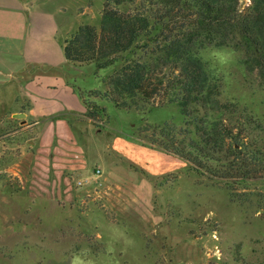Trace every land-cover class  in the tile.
I'll return each instance as SVG.
<instances>
[{
    "label": "rangeland",
    "instance_id": "1",
    "mask_svg": "<svg viewBox=\"0 0 264 264\" xmlns=\"http://www.w3.org/2000/svg\"><path fill=\"white\" fill-rule=\"evenodd\" d=\"M64 3L68 9L82 5L85 14L74 17L77 26L100 28L104 0ZM199 56L226 100L264 119V73H251L242 54L228 47H208ZM120 66L77 70L82 85L100 86L88 92L86 102L105 109V117L91 121L102 130L100 146L110 142L113 148L104 154L108 161L90 154L96 178L83 187L76 181L85 194L74 206L51 207L29 197L27 181L14 171L34 151L30 142L38 141V133L31 123L22 124V117L0 119V264H264L261 213L249 203L233 202L227 184L209 181L152 147L154 129L167 122L184 125L179 109L127 112L103 97L104 81ZM119 138L133 149L160 153L159 162L133 160L117 144ZM260 188L264 193V185Z\"/></svg>",
    "mask_w": 264,
    "mask_h": 264
},
{
    "label": "trees",
    "instance_id": "2",
    "mask_svg": "<svg viewBox=\"0 0 264 264\" xmlns=\"http://www.w3.org/2000/svg\"><path fill=\"white\" fill-rule=\"evenodd\" d=\"M212 46L241 53L251 73H264V0H104L100 28L81 25L64 53L76 66L121 64L102 94L120 110L177 107L184 125L154 129L152 147L227 184L233 202L264 217V119L224 98L199 56ZM106 115L86 102L94 123Z\"/></svg>",
    "mask_w": 264,
    "mask_h": 264
},
{
    "label": "crops",
    "instance_id": "3",
    "mask_svg": "<svg viewBox=\"0 0 264 264\" xmlns=\"http://www.w3.org/2000/svg\"><path fill=\"white\" fill-rule=\"evenodd\" d=\"M67 7L64 0H0V119L22 117L38 133V141L30 142L34 151L14 173L27 181L31 199L51 207L74 206L85 194L77 183L83 187L96 178L90 154L104 162L113 148L110 142L100 146L102 130L85 116L86 96L100 86L82 85V66L64 53L66 40L80 27L74 17L85 14L82 5ZM128 143L119 138L117 144L133 160H160V153Z\"/></svg>",
    "mask_w": 264,
    "mask_h": 264
},
{
    "label": "built area",
    "instance_id": "4",
    "mask_svg": "<svg viewBox=\"0 0 264 264\" xmlns=\"http://www.w3.org/2000/svg\"><path fill=\"white\" fill-rule=\"evenodd\" d=\"M99 172V171H98Z\"/></svg>",
    "mask_w": 264,
    "mask_h": 264
}]
</instances>
